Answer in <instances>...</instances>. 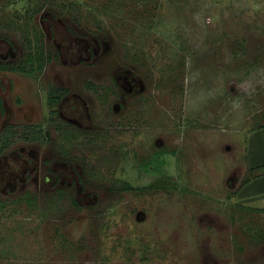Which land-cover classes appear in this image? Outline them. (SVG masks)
Segmentation results:
<instances>
[{"label":"rangeland","instance_id":"obj_1","mask_svg":"<svg viewBox=\"0 0 264 264\" xmlns=\"http://www.w3.org/2000/svg\"><path fill=\"white\" fill-rule=\"evenodd\" d=\"M44 18L87 36L90 58L58 54ZM4 24L7 38L39 31L33 50L48 54L36 77H4L10 118L44 123L29 143L42 168L63 159L87 192L76 204L72 187L30 180L0 197V264H264V0H7ZM53 82L88 96L85 134L50 121L40 84Z\"/></svg>","mask_w":264,"mask_h":264},{"label":"flooded vegetation","instance_id":"obj_2","mask_svg":"<svg viewBox=\"0 0 264 264\" xmlns=\"http://www.w3.org/2000/svg\"><path fill=\"white\" fill-rule=\"evenodd\" d=\"M6 1L7 0H0V2L5 4ZM24 16L28 18L31 15ZM49 17L54 18V20L56 19L58 22L60 20V17H53L51 15H49ZM54 20L49 19L46 21V18H44L41 19L39 23L41 27H45L44 32L47 33V40L51 38L52 41H54L58 49V54L69 56V59L75 55L76 63H82L88 60L92 51H94V47L91 46L90 40L86 38L87 36L76 35L70 26L63 23L60 25L59 35L54 32L51 33L50 30L52 26H50L49 23ZM53 24L54 26L56 25L55 23ZM3 26H5V28L10 27L8 24L0 25V115L2 116L3 113V117L0 116V197H4L7 201L10 200L11 203L17 199L20 200L21 197L25 196L24 194H27V183L33 180L34 184L39 186H42V184L51 185L52 183L53 196L56 195L57 197L61 196L63 187H72L75 192L73 196L69 195L72 201L74 200L75 202H73L78 204L80 198L84 197L87 192L83 187L84 184L79 183L81 175L72 168V165L65 163L63 159H54L53 157L52 160L54 163L59 164V166L56 168H42L41 162L43 158H41L38 153H33V148L29 143L38 144V148L42 145V140L47 136V133L42 127L44 123L34 122L30 117V120L26 119V121L16 125L10 118L12 110L10 100L4 95L5 93H10L13 89L12 83L9 84V86L6 85L4 78L6 74L16 72L24 75L31 74L36 77L38 69L44 67L48 59V54L44 52L43 55L41 47H39L37 51H34L32 45L35 42L36 44L38 43L37 38L40 36L37 37V34L39 31L35 30L34 33L32 30L27 32V29H24L21 35L19 34V36L16 37L9 36V38H7L3 30L7 32L11 30H8V28L5 29ZM71 61L74 62L73 60ZM114 79L116 83L124 87L129 93L137 92L138 86L142 87L139 80L136 81L133 78L116 77ZM38 82L40 81L38 80ZM40 86L44 91V100L41 101V105L43 102V104L46 103L50 106V121L55 120L54 118H59L66 121L68 124L74 125V127L77 128V133L82 132L85 134L86 129L91 127V124L87 123L88 120H86L89 114L88 96H86L84 92L83 94L80 91H73L69 86L60 85L59 83L53 82L50 83L49 86L40 84ZM38 89L40 90V88ZM28 93L27 88L23 84V88L19 90L18 94L22 97H26ZM19 97L15 99L13 105L23 104ZM28 102H31V100H26L23 108L25 106H27L25 107L27 109L32 108ZM121 104L122 95H120L119 101L112 104V107L120 111L122 108ZM82 112L84 113L82 114ZM16 128L20 129L17 136L18 139L23 140L22 144L12 142V138L8 137L9 132H17ZM161 154L162 153L153 154L152 160L155 161L157 159L161 164L162 158L158 157L161 156ZM44 160L48 161L45 158ZM151 161H148V167H151ZM142 165L145 167L144 163H142Z\"/></svg>","mask_w":264,"mask_h":264},{"label":"crops","instance_id":"obj_3","mask_svg":"<svg viewBox=\"0 0 264 264\" xmlns=\"http://www.w3.org/2000/svg\"><path fill=\"white\" fill-rule=\"evenodd\" d=\"M243 184V183H242ZM241 186V185H240ZM239 186V187H240ZM258 191L257 192H255L254 193V195H257L258 197H256V198H254L255 200H260L261 199V201H263V197H259L261 194H264V187L262 186V187H258ZM260 198V199H259ZM243 205H246V206H251V205H255L254 203H248V205H247V203H244ZM257 206H255L256 208H259V209H264V206H262L260 203L259 204H256Z\"/></svg>","mask_w":264,"mask_h":264},{"label":"trees","instance_id":"obj_4","mask_svg":"<svg viewBox=\"0 0 264 264\" xmlns=\"http://www.w3.org/2000/svg\"><path fill=\"white\" fill-rule=\"evenodd\" d=\"M147 164H148V163H145V167H148V166H147ZM155 165L157 166L158 164H157V163H155ZM263 166H264V164H263ZM244 181H245V178H244V179H242V182H241V183H243ZM73 201H74V200H73ZM74 202H75V201H74Z\"/></svg>","mask_w":264,"mask_h":264}]
</instances>
